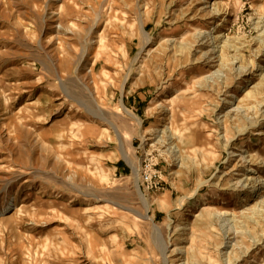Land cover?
Instances as JSON below:
<instances>
[{
  "label": "rangeland",
  "instance_id": "1",
  "mask_svg": "<svg viewBox=\"0 0 264 264\" xmlns=\"http://www.w3.org/2000/svg\"><path fill=\"white\" fill-rule=\"evenodd\" d=\"M216 1L0 0V264H264V0Z\"/></svg>",
  "mask_w": 264,
  "mask_h": 264
},
{
  "label": "bare ground",
  "instance_id": "2",
  "mask_svg": "<svg viewBox=\"0 0 264 264\" xmlns=\"http://www.w3.org/2000/svg\"><path fill=\"white\" fill-rule=\"evenodd\" d=\"M232 1H233V0H231V2H232ZM214 4H224V0H222V1H216V2H214ZM234 96H235V95H233V97H234ZM235 98H236V97H235ZM236 110H237V109H236ZM236 110H235V111H236ZM126 114H127L131 119H133L134 121H136L139 125L141 124V122H140V120H139V118H138L137 116L133 115L132 113H130V112H128V111H126ZM111 125L113 126V128L115 129V131H116L117 133H119V132H118V129H117L113 124H111ZM125 156H126L128 162L131 164L129 157H128L127 155H125ZM261 182H264V179H260L259 183H261ZM138 193H139L140 197L142 198V200L146 203L145 198H144V196L140 193L139 189H138ZM146 204H147V203H146ZM147 206H148V204H147Z\"/></svg>",
  "mask_w": 264,
  "mask_h": 264
},
{
  "label": "built area",
  "instance_id": "3",
  "mask_svg": "<svg viewBox=\"0 0 264 264\" xmlns=\"http://www.w3.org/2000/svg\"><path fill=\"white\" fill-rule=\"evenodd\" d=\"M141 182L143 185H147L149 187H153L156 188V184H155V180H154V176L150 173V172H144L141 175Z\"/></svg>",
  "mask_w": 264,
  "mask_h": 264
},
{
  "label": "water",
  "instance_id": "4",
  "mask_svg": "<svg viewBox=\"0 0 264 264\" xmlns=\"http://www.w3.org/2000/svg\"><path fill=\"white\" fill-rule=\"evenodd\" d=\"M144 219H146V218H144Z\"/></svg>",
  "mask_w": 264,
  "mask_h": 264
}]
</instances>
